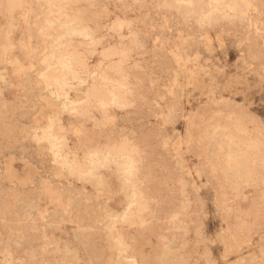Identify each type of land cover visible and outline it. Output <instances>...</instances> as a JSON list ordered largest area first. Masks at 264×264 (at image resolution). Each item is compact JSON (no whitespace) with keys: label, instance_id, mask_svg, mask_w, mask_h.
<instances>
[{"label":"rangeland","instance_id":"obj_1","mask_svg":"<svg viewBox=\"0 0 264 264\" xmlns=\"http://www.w3.org/2000/svg\"><path fill=\"white\" fill-rule=\"evenodd\" d=\"M0 264H264V0H0Z\"/></svg>","mask_w":264,"mask_h":264},{"label":"bare ground","instance_id":"obj_2","mask_svg":"<svg viewBox=\"0 0 264 264\" xmlns=\"http://www.w3.org/2000/svg\"><path fill=\"white\" fill-rule=\"evenodd\" d=\"M63 82H64V81H63ZM47 83H48V82H47ZM47 83H46V84H47ZM46 84H45V85H46ZM48 86H49V84L46 85V87H48ZM48 88H49V87H48ZM63 106H64V105H63ZM61 107H62V106H61ZM34 135H35V134H34ZM59 143H60V142H59ZM52 145H53V144H52ZM56 154H57V153H56ZM54 159H55V158H54ZM65 160H66V158H65ZM60 161H61V160H60ZM61 162H62V161H61ZM61 162H60V163H61ZM64 164H65V163H64Z\"/></svg>","mask_w":264,"mask_h":264}]
</instances>
